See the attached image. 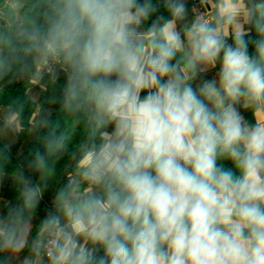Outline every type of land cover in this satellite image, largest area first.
I'll return each mask as SVG.
<instances>
[{
  "label": "clouds",
  "instance_id": "1",
  "mask_svg": "<svg viewBox=\"0 0 264 264\" xmlns=\"http://www.w3.org/2000/svg\"><path fill=\"white\" fill-rule=\"evenodd\" d=\"M24 79L0 264H264V0H0V95Z\"/></svg>",
  "mask_w": 264,
  "mask_h": 264
},
{
  "label": "trees",
  "instance_id": "2",
  "mask_svg": "<svg viewBox=\"0 0 264 264\" xmlns=\"http://www.w3.org/2000/svg\"><path fill=\"white\" fill-rule=\"evenodd\" d=\"M163 11V10H162ZM250 52L253 51L250 47ZM48 87L45 84L36 85L31 81L24 79L18 81L16 84H13L7 87L2 95H0V104L9 103L12 99L19 98L21 101L25 103V117H28L33 111L36 104L43 102L46 97L50 94L49 91H43L42 89ZM246 118L250 122H254L253 117L250 113H244ZM53 120H59L60 123L66 125L71 128L75 134V137L78 138L80 135V128L77 125L73 124V120L69 117L63 116V114H59L58 111L53 113ZM43 134V133H41ZM27 137L22 136L19 141L14 145L12 149V157L11 162L7 166L9 170H14L17 165H20L26 161V159L30 158L29 153L32 151L37 145V141L35 139H30L25 148L20 149L21 143ZM38 174H32V179L35 181L37 179ZM63 179V177H61ZM17 192L14 186V182L10 177H6L3 181L2 186H0V199H4L6 201H10L12 203H16ZM45 205L50 206L49 198L46 196L45 202L41 206V210L38 213L40 217L44 215V207ZM38 224L39 221L37 220ZM34 235V233H33Z\"/></svg>",
  "mask_w": 264,
  "mask_h": 264
},
{
  "label": "rangeland",
  "instance_id": "3",
  "mask_svg": "<svg viewBox=\"0 0 264 264\" xmlns=\"http://www.w3.org/2000/svg\"><path fill=\"white\" fill-rule=\"evenodd\" d=\"M30 139H32V138L27 137V138L21 143V145H20V149L25 148L26 145L28 144V142H29ZM0 207H2V205H0Z\"/></svg>",
  "mask_w": 264,
  "mask_h": 264
},
{
  "label": "crops",
  "instance_id": "4",
  "mask_svg": "<svg viewBox=\"0 0 264 264\" xmlns=\"http://www.w3.org/2000/svg\"><path fill=\"white\" fill-rule=\"evenodd\" d=\"M195 0H189V6L191 7L192 5H193V2H194ZM3 201H6V200H4V199H0V205H2L3 206Z\"/></svg>",
  "mask_w": 264,
  "mask_h": 264
},
{
  "label": "built area",
  "instance_id": "5",
  "mask_svg": "<svg viewBox=\"0 0 264 264\" xmlns=\"http://www.w3.org/2000/svg\"><path fill=\"white\" fill-rule=\"evenodd\" d=\"M196 3V0L193 2V4H195Z\"/></svg>",
  "mask_w": 264,
  "mask_h": 264
}]
</instances>
